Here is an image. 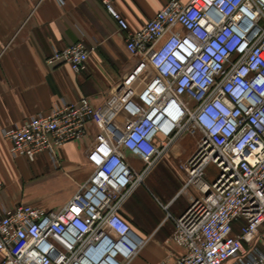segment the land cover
<instances>
[{
  "label": "built area",
  "instance_id": "1",
  "mask_svg": "<svg viewBox=\"0 0 264 264\" xmlns=\"http://www.w3.org/2000/svg\"><path fill=\"white\" fill-rule=\"evenodd\" d=\"M114 1L102 3L150 77L124 122L114 120L113 106L84 96L3 130L12 156L47 153L57 165L89 123L99 129L88 155L93 170L66 203L0 207V264H129L150 239L125 207L187 133L200 136L198 149L181 163L182 189L164 205L176 251L154 264H264V0H168L138 30ZM90 52L78 41L46 62L82 72ZM210 162L220 169L212 182ZM182 193L187 205L173 214Z\"/></svg>",
  "mask_w": 264,
  "mask_h": 264
},
{
  "label": "crops",
  "instance_id": "2",
  "mask_svg": "<svg viewBox=\"0 0 264 264\" xmlns=\"http://www.w3.org/2000/svg\"><path fill=\"white\" fill-rule=\"evenodd\" d=\"M167 2L115 0L114 5L130 29L138 30ZM78 41L91 51L86 70L47 65L55 49ZM150 74L127 50L126 32L102 0H0V207L42 203L56 186L70 187L59 206L66 203L93 170L88 155L99 131L89 123L86 137L67 143L60 150V163L54 165L47 153L37 155L35 161L12 156L10 141L3 136L5 128L47 113L64 99L77 101L84 96L97 107L113 106L114 120L124 122ZM122 92L124 98H119ZM128 203L123 213L141 232Z\"/></svg>",
  "mask_w": 264,
  "mask_h": 264
},
{
  "label": "rangeland",
  "instance_id": "3",
  "mask_svg": "<svg viewBox=\"0 0 264 264\" xmlns=\"http://www.w3.org/2000/svg\"><path fill=\"white\" fill-rule=\"evenodd\" d=\"M122 94L125 92H122L119 98H124ZM199 139L200 136L197 134L183 135L162 161L151 170L145 179V184L140 186L130 199L128 210L140 227L138 229L141 230L142 236L150 240L129 264H149L159 260L160 256L166 255L168 252L176 251V247L170 239L174 228L173 221L166 219L168 211L164 205L169 203L182 189L185 179L181 163L187 161L197 151ZM129 161L138 171L144 167L143 161L137 157L131 156ZM219 172L218 165L210 162L205 169L206 180L214 181ZM69 188V186H56L55 189L47 192L45 201L39 205L45 208H57ZM186 205L187 194L182 193L170 206V211L176 214Z\"/></svg>",
  "mask_w": 264,
  "mask_h": 264
},
{
  "label": "trees",
  "instance_id": "4",
  "mask_svg": "<svg viewBox=\"0 0 264 264\" xmlns=\"http://www.w3.org/2000/svg\"><path fill=\"white\" fill-rule=\"evenodd\" d=\"M127 208H129V205H128V207ZM129 211V210H128Z\"/></svg>",
  "mask_w": 264,
  "mask_h": 264
}]
</instances>
